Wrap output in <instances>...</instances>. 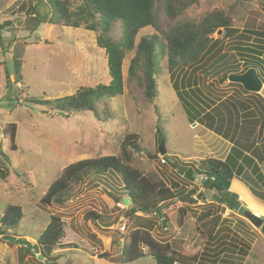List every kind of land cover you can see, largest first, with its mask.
<instances>
[{
	"label": "rangeland",
	"instance_id": "rangeland-1",
	"mask_svg": "<svg viewBox=\"0 0 264 264\" xmlns=\"http://www.w3.org/2000/svg\"><path fill=\"white\" fill-rule=\"evenodd\" d=\"M33 1L0 0V24L11 23L0 30V172L3 173L0 174V219L8 207H19L24 217L10 233L33 246L29 253L25 244L11 247L0 239V264H125L120 238L138 228L151 231L161 242L179 247L183 244L188 252H199L208 261L217 259L213 264H264L263 232L235 211L238 199L233 194H220L223 198L220 204L210 197V191L209 195L204 188L200 189L201 179L192 182L205 164L202 160L224 158L226 153L217 152L221 148L217 134L206 129L202 120L193 122L191 117L205 112L206 103L212 98L229 97L242 90L229 80L219 84L224 74L220 72L221 63L235 59L240 69H244L250 55L246 49L264 47V0H201L200 6L188 11V19L198 20L214 11L231 16L228 10L232 6L238 13L232 16V27L239 37L236 34L226 37L227 30L222 35H213L223 39L219 52L227 54L226 58L214 64L212 61L217 57L205 60L196 72L184 69L174 76L170 75L164 58L157 78L160 98L150 100L136 82L125 84L123 96L109 103L115 118L105 124L92 112L66 118L49 106L24 105L28 94L41 100H57L74 96L79 89L111 82L108 57L97 45V33L86 30L84 25L78 29L51 24L35 28L33 6L38 5L39 14L45 15L47 11ZM69 1L75 4L77 0ZM241 33L247 38L241 39ZM153 34L158 33L147 28L139 34L137 42L142 35ZM134 55L130 53L124 60L125 81ZM15 57L23 61L24 80L17 85L13 74ZM8 73L13 94L7 87ZM258 74L264 81L263 73L258 70ZM17 86L24 91L17 96L18 102L15 97L10 99L18 93ZM192 87L198 90L192 93ZM179 92H188L186 101L179 98ZM248 93L247 102L254 96ZM259 95L264 102V87ZM187 101L192 104L191 110L185 105ZM13 124L17 125L15 149L8 130ZM126 132L136 133V140L143 148L137 156L144 172L156 174L176 193L190 192L196 187L201 196L194 198L195 203L167 206L163 210L166 218L153 212L129 217L127 209L131 204L127 207L123 203L129 197L118 174L90 178L63 207L41 202L43 194L66 167L82 160L119 154V141ZM162 142H165V155L159 150ZM205 187L210 188V184ZM259 189L264 193L262 187ZM233 192L237 195L240 191ZM220 195L216 194L219 198ZM240 202L249 210L258 208L256 203L242 197ZM184 207L187 215L180 227L178 213ZM91 213L101 218L92 219ZM53 215L62 218L64 237L52 253L58 260L49 263L36 252L39 251L36 241ZM163 221H167L166 228ZM122 225L125 232L119 229ZM212 235L215 238L211 239ZM244 249L247 254H243ZM143 250L148 253V248ZM104 254L109 257L101 258ZM131 264L156 263L146 255Z\"/></svg>",
	"mask_w": 264,
	"mask_h": 264
},
{
	"label": "trees",
	"instance_id": "trees-1",
	"mask_svg": "<svg viewBox=\"0 0 264 264\" xmlns=\"http://www.w3.org/2000/svg\"><path fill=\"white\" fill-rule=\"evenodd\" d=\"M33 2L44 6L47 11L45 15L39 14L38 5L33 6L32 16H34L35 28L43 24H51L63 28L78 29L84 25L86 30L97 33V45L105 50L108 57L111 77V82L108 85L100 84L96 87L82 88L74 96L57 100H41L29 94L24 99V105L49 106L66 118H71L74 114L82 112H92L100 123H111L115 115L109 103L112 99L123 96L125 84L130 86L136 82L139 87L144 89L145 96L150 100H157L161 94L157 78L162 71L161 63L164 58L167 60L166 66L172 76L184 69H193L196 72L205 60L208 62L209 59L217 57L212 61V64L221 63L227 56V54L219 52L223 47V39L214 38V34L220 30L222 32L227 30L226 37L234 34L239 37L238 32L234 31L232 27V16L238 14L234 6L228 10V14L231 16H227L224 11H214L198 20L188 19V11L200 6L201 0H77L75 4L70 3L69 0H34ZM10 25V22L0 24V30H4ZM147 28H153L158 34L142 35L137 42L139 34ZM240 38L247 37L241 33ZM246 52H249L250 55L246 57L244 69H240L241 66L235 59L225 60L221 63L222 70L220 72H224V74L219 78V84L227 82L230 75L243 74L251 68L264 72V47L259 46L255 50L246 49ZM130 53H135V55L130 63L128 78L125 81L123 64ZM13 66L14 83L22 84L24 80L23 61L15 57ZM203 70L206 72L207 69ZM7 77V87L13 94L11 75L8 73ZM231 84L241 86L242 90L235 91L229 97L224 96L225 101H222V96H217L214 99L220 98L218 101L221 103L214 100L206 103L208 108H212V113L197 112L191 116L192 121L200 119L201 122H205V119L208 121L209 128L220 135L224 132L226 123L228 129L237 127L236 130L239 131L242 127L241 118L248 117L249 114H253V111L260 113L264 119L262 97L253 93L252 100L247 102L248 91L240 84ZM17 89L18 93L11 95L10 99L15 97L18 102L17 96L22 95L24 91L20 87ZM197 90L192 87V93ZM178 96L182 101H186L188 92H179ZM243 100L244 103H242ZM185 105L188 110L193 108L188 101L185 102ZM38 112L43 113V111ZM241 112H244V115ZM239 117L240 120H237ZM217 120H219L218 123H216ZM246 120L248 119L246 118ZM8 130L13 143L12 148L15 149L17 125H10ZM136 139V133L126 132L119 141V154L82 160L66 167L43 194L41 202L46 206L63 207L75 197L81 185L90 178L118 174L123 184L122 187L126 191L125 194L131 200V206L127 209L129 217L141 212H153L159 217L163 215L166 218L163 210L167 206L178 202L195 203L191 198L194 195L191 193L193 191L176 193L156 174L144 172L143 163L137 156L143 151V148ZM263 161L264 143L260 147L255 143L243 144L237 141L225 161L215 158L205 159V164L198 175L203 178L202 185L204 187L207 183L210 184V188H205L208 193L210 191L211 198H213V193L217 196L220 194L231 195L232 181L237 178L245 181L253 193L264 200V194L254 187L256 186L254 183L257 181L252 178L255 176L257 180H264V175L258 165ZM0 174L3 176L2 172ZM222 200L220 195V204ZM178 214L177 223L181 227L184 225L187 215L186 208H181ZM23 217L24 214L19 207H8L5 215L0 219V239L11 247L15 244H25L28 246L26 251L32 253L33 246L31 244L26 240L15 239L16 237L10 233L18 227ZM90 218L99 220L101 216L91 213ZM63 237L64 222L62 218L57 215L50 216L48 225L37 238L36 244L39 251L36 252L47 259L49 263L58 260V257L52 256V253ZM210 238L213 239L215 236L212 235ZM120 242L125 264L137 262L146 255L156 264H204L205 262L213 264L217 261V259L214 262L208 261L199 252L192 254L184 248L183 244L179 247L175 243L161 242L153 236L151 231L141 228L125 233L121 236ZM176 246L177 248H175ZM144 248H148V253L144 252ZM242 252L247 254L245 249ZM108 257L107 254L101 256V258ZM224 262L228 263V260H224Z\"/></svg>",
	"mask_w": 264,
	"mask_h": 264
},
{
	"label": "crops",
	"instance_id": "crops-1",
	"mask_svg": "<svg viewBox=\"0 0 264 264\" xmlns=\"http://www.w3.org/2000/svg\"><path fill=\"white\" fill-rule=\"evenodd\" d=\"M261 72L264 74L263 71H261ZM211 100L218 101V100L213 99V98ZM225 100H226V98H223L222 99V101H225ZM207 103H209V102H207ZM217 103H221V101H218ZM205 107L207 109H205L204 114H208L209 112L212 111V108H208L207 105ZM252 110H254V109H252ZM241 113H242V115H244V112H241ZM252 113L253 114H249L248 117H244L243 116L241 118V125H242V127L240 128L239 131L236 130L237 127H233L232 129H228L227 128L228 125L226 123V126L224 127L225 128L224 129V132L225 133L223 132L220 135L218 133H216L215 131H212L209 128L208 121L203 122L205 124L204 126L206 127V129H208V130L212 131L213 133L217 134V136L219 138V141L218 142L221 145V148H219L217 152H221L222 151L223 153H226L224 158H216L215 157V159H219V160L225 161L228 158V156H229L232 148L235 146V144H236L237 141L238 142L240 141L243 144H252V143H255L256 146H260V147L263 145V143H264V119L260 116V113L254 112V111ZM246 118L249 121L246 120ZM238 119L240 120V117L237 118V120ZM198 120H200V119H198ZM198 120H196V121H198ZM196 121H194V122H196ZM218 122H219V120L216 121V123H218ZM243 131H244V133H243ZM256 136H257V138H256ZM212 158H214V157H212ZM202 161H204V160H202ZM258 165L260 166L261 172L264 175V161L261 162V164L259 163ZM252 178L255 179V181H257V183H254L256 185V186H254L255 189H257L258 191H260L259 187H262L263 190H264V180H262V179L257 180L255 176H253ZM197 179H201V187H200V189L204 188L206 191H208L202 185V183H203L204 180H203V178L200 175L198 177H196V179L194 181H192V182H195ZM233 181H235V183H234L233 186L231 185L230 193L233 194V195H236L233 191L234 190L240 191L239 194H237L238 200L240 201V197H242V198H244V200L253 201L254 203H256L258 208H255L254 210H251V209L250 210L254 214L263 217L262 216V213L264 214V200H262L261 198L257 197L253 193V191L251 190L250 186H248L245 181L239 180L237 178L234 179ZM233 181H232V183H233ZM191 191H193V192H191ZM190 192L194 194L191 197L193 199L196 196H198V197L201 196V195H199L200 194L199 193V189H197L196 187H194V189L190 190ZM261 193H263V192H261ZM213 195H215V193H213ZM259 205H261V206L259 207ZM259 213L261 215H259Z\"/></svg>",
	"mask_w": 264,
	"mask_h": 264
},
{
	"label": "water",
	"instance_id": "water-1",
	"mask_svg": "<svg viewBox=\"0 0 264 264\" xmlns=\"http://www.w3.org/2000/svg\"><path fill=\"white\" fill-rule=\"evenodd\" d=\"M219 35H222V30L218 32ZM230 83L240 84L244 87V89L250 93L260 94L263 90L264 83L262 79L259 77L258 71L255 68H251L243 74H232L228 78ZM160 153L165 155L166 148L165 142L161 143ZM237 199L238 196L234 195ZM214 201H220V198L216 195L213 196ZM239 201V200H238ZM123 203L129 207L131 204V200L129 198H125ZM235 211H238L240 215L245 217L252 225H254L257 229H261L264 235V218L254 214L252 211L248 210L245 206H242L241 202H237ZM164 227H167V221H163ZM43 258V256H40Z\"/></svg>",
	"mask_w": 264,
	"mask_h": 264
},
{
	"label": "built area",
	"instance_id": "built-area-1",
	"mask_svg": "<svg viewBox=\"0 0 264 264\" xmlns=\"http://www.w3.org/2000/svg\"><path fill=\"white\" fill-rule=\"evenodd\" d=\"M119 206H120V205H119ZM122 208H124V207H122ZM119 229H120L121 231L125 232L126 227H125L124 225H122V226L119 227Z\"/></svg>",
	"mask_w": 264,
	"mask_h": 264
},
{
	"label": "clouds",
	"instance_id": "clouds-1",
	"mask_svg": "<svg viewBox=\"0 0 264 264\" xmlns=\"http://www.w3.org/2000/svg\"><path fill=\"white\" fill-rule=\"evenodd\" d=\"M214 196V195H213Z\"/></svg>",
	"mask_w": 264,
	"mask_h": 264
}]
</instances>
